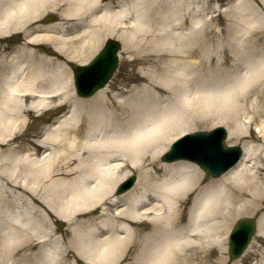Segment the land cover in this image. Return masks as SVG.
I'll return each mask as SVG.
<instances>
[{"label":"bare ground","instance_id":"obj_1","mask_svg":"<svg viewBox=\"0 0 264 264\" xmlns=\"http://www.w3.org/2000/svg\"><path fill=\"white\" fill-rule=\"evenodd\" d=\"M213 1L0 0V40L19 32L25 39L10 54L0 49V263L13 260V239L23 238L41 244L42 264L49 259L71 264L73 256L78 264L80 260L88 264H218L211 260V252L224 247L233 219L256 211L264 199V167L258 165L264 160V124H256L257 135L246 126L227 130L224 141L228 133L239 140L249 131L251 139L259 143L245 140L239 163L218 178H208L205 170L189 160L160 162L172 142L171 130L175 128L177 136L189 129L181 125L192 105H232L239 92L264 76L260 62L247 65L245 74L236 71L224 76L221 67L230 61L227 52L225 60L219 59L222 66L214 74L217 78H200L206 70L201 61H192L193 69L183 66L185 58L199 51L194 48L201 21L206 20L202 13L211 9ZM233 7L244 8L241 2ZM50 12L56 13L57 20L44 24L43 16ZM238 15L235 11L234 16ZM219 18L220 14L212 15L205 22L212 33L207 40L218 35L212 21ZM247 29L250 32L247 26L238 34L246 35ZM107 37L123 40L128 50L140 46L136 50L146 51L147 56L139 63L154 68L137 69L129 78L143 83L135 89L138 93L121 97L125 91L103 88L90 99L78 98L67 65L52 53L84 63ZM263 39L264 34L256 35L252 45ZM241 41L245 51V40ZM167 55H180L182 61L175 62V69H156L165 67ZM195 86L204 91L196 99L188 96ZM53 102H58L56 107L69 104L71 110L52 128L51 137L33 143L31 149L38 154L40 146L51 145L56 150L54 157L32 161L16 155L14 149L5 154L1 147L10 145L27 115L49 109ZM253 112L261 115L256 108ZM123 163L137 168L140 178L132 189L116 197L117 183L129 173L116 174L126 170ZM9 164L20 167L16 176V171H7ZM70 175L75 177L68 179ZM11 183L19 185L18 196L34 207H43L36 209L37 217L19 214L17 228L10 226L2 206ZM117 200L124 203L115 206ZM183 204H188L185 216ZM51 213L68 222L71 229L65 250L64 241L53 238L59 228L50 226ZM258 223L257 235L264 237L263 216ZM106 230L107 234L99 236ZM34 246L35 241L30 248ZM255 251L248 249L246 259ZM261 255L252 264H264V251Z\"/></svg>","mask_w":264,"mask_h":264},{"label":"rangeland","instance_id":"obj_2","mask_svg":"<svg viewBox=\"0 0 264 264\" xmlns=\"http://www.w3.org/2000/svg\"><path fill=\"white\" fill-rule=\"evenodd\" d=\"M237 2H241L242 6L244 8H237L233 7L234 4ZM243 9V10H242ZM235 11L239 13L238 16H234ZM220 14V18L217 20L212 21V26L215 29V32L218 33L217 36H214L212 40H207V37L209 35H212V33L208 32L210 28H208V24L205 22L213 16H217ZM202 16H206L205 21L202 20L200 24V31H199V40L198 44L196 43V46L194 49L199 48L198 52H193L191 56H188L185 58L186 64L183 66H186V69H193L194 66H191V62H203V64L206 66L205 71H201L200 78L203 79H209V78H217L214 77V74L216 75L217 70L223 69L224 76H229L230 74H234L236 71L239 72V74H245L248 66L251 67L254 63L260 62L263 64L264 68V39L261 40L262 42L252 45V42L256 35H262L264 34V0H214L211 3V9L207 10L206 13H202ZM43 23L49 24L52 22H55L57 20V15L54 12L46 13L43 16ZM250 29V32L247 29L246 35L242 34L240 36L238 34V31L241 28ZM251 26V28H250ZM184 31L188 32V26L185 27ZM23 32L16 33L12 35L10 38V44L13 46V51H15V48L19 45H22V42L25 40L23 37ZM237 37H242L237 38ZM110 37H107L101 42L99 47L96 49V51L92 54V56L85 62L90 61L94 55L100 50V48L103 46L106 39ZM115 39H118L116 37H112ZM244 43H246L247 49L243 51L242 48V40ZM120 40L122 44V48L120 51V61L118 65V69L115 71L113 76L111 77L110 81L107 83V85L104 88H107L109 91L118 92L119 90L125 91V93L121 97H127L131 93H138L134 92L135 89L138 90V87L141 88V85L143 84L141 82L137 81H128L129 78L135 74L137 69H152L153 66H150L149 64H141L139 63L141 58L146 57L147 52L143 50H136L140 46H136L135 48L126 49V46L124 44V41ZM194 46V45H193ZM192 46V47H193ZM191 47V48H192ZM227 47V50H226ZM233 47V48H230ZM227 52L230 55V61L228 64L222 66V61L225 60L224 53ZM53 56L58 57V60L61 62H64L67 65L68 70L71 72L72 75V81H73V69L72 64H81L82 62L77 61H69L64 56L58 54L57 52L52 53ZM251 54H254L253 56H250ZM224 55V56H223ZM182 56L176 55H167L164 60L165 63L163 65L164 68H156V69H175V62L176 61H182ZM251 58V59H250ZM219 59H222L220 61ZM170 60V61H169ZM169 61L170 65H169ZM162 64L160 66H163ZM248 65V66H247ZM219 66L221 69H219ZM154 68V67H153ZM180 69V68H179ZM202 69V67H200ZM200 72V71H199ZM260 80L249 86L244 92H239V94L236 96V100L232 105H226L224 107L222 104L219 103H199V105L195 106L192 105V109L190 108V113L187 115L185 123L181 126L189 127L188 130H186L185 133H193L198 131H209L213 129L216 126H225L227 130L234 129L232 126H242L243 128L249 127L253 135H257L258 131L256 130L255 126L256 124H264V98H263V91H264V76L259 78ZM74 86V81H73ZM139 88V89H140ZM103 89V88H102ZM101 90V89H100ZM99 91V90H98ZM198 91V92H197ZM204 91L197 89L196 86L188 91V96L195 98H199L198 95L203 94ZM74 95L81 99H90L94 97L97 92L89 98H82L79 97L78 94L75 91L74 87ZM196 99V98H195ZM58 102H53L52 106L49 109H39L34 110L30 114L27 115V119L25 122V125L23 128H21L18 132L15 134L16 137H13L14 140L10 141V145H4V147H1L5 151V154L9 153L10 149H14L16 151V155L21 157H27L32 161H44L46 159L52 158L55 155V147L51 145L47 146H40V151L38 154H34L33 148L34 144L37 142H40L42 140H47L49 137H51V130L52 128L58 123V120L67 114L71 108L69 107V104L60 105L59 107H56ZM210 104L213 105L211 108ZM195 106V107H194ZM228 107V108H227ZM253 108H256L260 110L261 115L257 116V113L255 114L253 112ZM218 113V114H217ZM217 116V118H213V116ZM221 117L223 120H219ZM250 117V118H249ZM249 118V119H248ZM256 119V120H255ZM181 123V124H182ZM177 125H175L176 127ZM179 128V127H178ZM170 132L169 139L172 141L176 139L179 135L175 136V134L178 133L175 128H173ZM14 134V135H15ZM251 133L248 131L246 133L241 134V137L239 140L232 139L228 137L226 139L227 145H241L242 143L250 139L252 144H256L259 142H256L255 139H251ZM34 143V144H33ZM172 143V142H171ZM171 146V144H170ZM169 146V149H170ZM243 147V146H242ZM244 150V148H243ZM33 153V154H31ZM54 154V155H53ZM264 157V155H263ZM262 157V158H263ZM119 160L118 162H120ZM160 162L163 163L162 155L160 157ZM126 170L121 169L116 174L118 176H121L125 172L129 173L126 177L130 175H135L137 177L136 184L139 181L140 178V171L135 167L126 166V163H123ZM258 165H263L264 167V160L258 163ZM119 169V168H118ZM20 167L16 168L11 166L10 164L7 166V171L10 174H13V171H16V176L18 172L20 171ZM112 170V169H107ZM208 175V178H218L213 177L210 174L206 173ZM76 175V174H75ZM75 175H70L68 179L74 178ZM79 174H77L78 176ZM55 178V177H54ZM4 183L6 180L4 178H1ZM22 182L25 183L24 179H21ZM120 181L117 183L113 193L117 195L116 197H120L121 194H117L116 188ZM43 184V183H42ZM135 184V185H136ZM134 185V186H135ZM9 188H11L8 191V196H6L5 204L2 205L5 208V211L8 216V222L10 226L12 227H19V223L17 220L18 215H23L24 212H28L32 216L36 215L35 211L37 208H40L43 210V207H39L37 204L36 207H34L32 204L26 201V199L22 198V196H18L17 192L20 191V187L15 183H11L8 185ZM30 186H34L33 183H30ZM17 187V188H16ZM44 190L40 191V194H42V197L45 196L43 193ZM7 193V188L5 189L4 196ZM37 194V193H36ZM119 195V196H118ZM39 197V194H37ZM40 198V197H39ZM124 202L122 200H117L115 206L121 205ZM39 204L41 205L42 202L39 201ZM261 207H259L256 211L247 213L244 212L242 214H239L236 216L233 221L231 228L229 232L226 235V242L224 244V247L221 249L220 247H216L211 252V260L218 261V264H252L256 262L257 260H261L263 255L261 253L264 251V237L258 236V228L259 223L258 220L260 217H264V199L261 203ZM187 206L188 204H183L181 207V212L185 216L187 214ZM1 208V207H0ZM113 206V210H114ZM45 213V211H43ZM52 218L50 220V226L53 227V229L59 228V231L57 234L53 236L55 239L56 237L59 238V240L64 241L63 242V249L66 248V242L71 238V234H67L68 231H71L70 228H68V222H65L58 219L57 216L53 213ZM37 217V215H36ZM243 218H255L257 220V228L254 233V236L251 239L250 245H248L246 251L244 254L237 259H233L229 254V234L231 230L233 229L235 223ZM23 219V217H22ZM49 227V226H48ZM50 228V227H49ZM22 231V230H21ZM106 233H101L99 236H103L107 234L108 230L105 231ZM31 235H34L35 232L30 230ZM19 237V236H18ZM15 245L10 249L11 255L13 257V260L8 263H0V264H42L43 258V252H41V244L38 243L37 245V239L36 240H26L24 241L23 238H14L13 239ZM36 242V246L30 248L31 243ZM46 246H53L54 242L50 245L49 243H44ZM253 245L255 247H253ZM248 249L256 250L255 254L251 256L250 259H246V252ZM62 256V254H61ZM223 260V262H220V260ZM71 264H78L76 262V258L73 256L71 257ZM62 261V260H60ZM126 261L123 262L125 264ZM44 264H66L65 262H52L50 259L46 261ZM79 264H88L85 261H79Z\"/></svg>","mask_w":264,"mask_h":264},{"label":"water","instance_id":"obj_3","mask_svg":"<svg viewBox=\"0 0 264 264\" xmlns=\"http://www.w3.org/2000/svg\"><path fill=\"white\" fill-rule=\"evenodd\" d=\"M121 48L119 41L115 39H108L98 53V55L88 65H73L75 74V84L77 93L82 97H89L93 95L98 89L104 87L111 78L112 74L118 66V51ZM101 53L107 54V64L102 73L89 71L92 69L97 58ZM226 130L223 127H217L210 132H201L187 136L183 140L189 138L197 141H204L208 139L220 140L223 144V151L211 158L204 155H194L192 159L199 162L200 165L214 176H218L222 172L232 167L240 158L241 149L239 146L226 147L224 145V138L226 137ZM182 140L176 142L172 150L164 155V160L172 161L179 158H191L188 152L181 151L176 147ZM135 182V177H130L121 184L119 192L129 189ZM256 229V221L254 219H241L234 227L230 236V254L233 258H237L246 249L254 231Z\"/></svg>","mask_w":264,"mask_h":264},{"label":"snow or ice","instance_id":"obj_4","mask_svg":"<svg viewBox=\"0 0 264 264\" xmlns=\"http://www.w3.org/2000/svg\"><path fill=\"white\" fill-rule=\"evenodd\" d=\"M107 59V54L101 53V55L94 63L92 69H90L89 71L102 73L106 67ZM176 147L181 151L200 154L209 158L220 154L223 151L222 141L212 139L197 141L195 139L189 138L187 140H182L179 144L176 145Z\"/></svg>","mask_w":264,"mask_h":264},{"label":"flooded vegetation","instance_id":"obj_5","mask_svg":"<svg viewBox=\"0 0 264 264\" xmlns=\"http://www.w3.org/2000/svg\"><path fill=\"white\" fill-rule=\"evenodd\" d=\"M10 38L11 37H7L5 40H0V49H6V53H10L13 48V46L10 44Z\"/></svg>","mask_w":264,"mask_h":264}]
</instances>
